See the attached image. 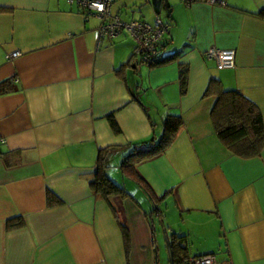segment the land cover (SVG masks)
I'll list each match as a JSON object with an SVG mask.
<instances>
[{
    "label": "crops",
    "instance_id": "0c3cea01",
    "mask_svg": "<svg viewBox=\"0 0 264 264\" xmlns=\"http://www.w3.org/2000/svg\"><path fill=\"white\" fill-rule=\"evenodd\" d=\"M112 11L158 14L161 58L173 57L138 64L129 33L99 36V17L76 1L0 0V264H159L162 227L180 255L264 264V146L228 150L206 93L212 79L240 91L264 124V0H113ZM209 47L233 48L234 67L206 58ZM170 114L182 119L171 143L123 171ZM100 149L105 174L135 181L150 211L125 187L107 199L92 190Z\"/></svg>",
    "mask_w": 264,
    "mask_h": 264
},
{
    "label": "trees",
    "instance_id": "16d2710c",
    "mask_svg": "<svg viewBox=\"0 0 264 264\" xmlns=\"http://www.w3.org/2000/svg\"><path fill=\"white\" fill-rule=\"evenodd\" d=\"M132 57H134L133 54ZM172 57L173 55L167 58H159L150 64H160ZM181 71L183 74V65ZM183 78L184 75L182 76V79ZM211 92H214L216 96L211 108V119L214 131L218 138L226 148L235 155L241 157L259 155L264 146V124L261 111L256 104L236 89L223 88L221 84L218 83L217 79H212L210 81L206 93ZM109 119L112 126L117 129L113 117L110 116ZM162 124L163 131L158 140L152 141L146 146L134 147L129 153L122 157L120 166L123 171L132 170L133 166L139 161L162 152L171 143L175 133L182 124V119L179 115L170 114L163 117ZM102 151L103 149L99 150L98 158L96 160V171L94 177L90 180L92 190L106 199L113 194L127 195L128 192L122 185L118 184L105 174L103 170ZM136 180L140 183L138 178H136ZM141 185L145 186L143 184ZM146 189L148 191L147 187ZM53 196L54 195L49 192L48 201L51 202L54 200L55 198ZM56 201H58V199H56ZM11 221L12 220H10L9 225H19L22 223L20 218H18L16 222ZM122 231L127 245L128 233L125 228H123ZM170 241L174 263L177 264V262L188 255H180L178 248L173 244V238H170Z\"/></svg>",
    "mask_w": 264,
    "mask_h": 264
},
{
    "label": "built area",
    "instance_id": "2783aa9c",
    "mask_svg": "<svg viewBox=\"0 0 264 264\" xmlns=\"http://www.w3.org/2000/svg\"><path fill=\"white\" fill-rule=\"evenodd\" d=\"M76 1L83 7L85 16L95 14L100 19L98 26L99 36H115L121 31H126L135 42L133 56L139 57L140 62L150 64L161 58V51L168 39L169 25L155 16L153 23L141 20H122L112 11L113 0H69ZM216 2L219 0H209ZM87 14V15H86ZM19 50L6 53V60H11L20 55ZM206 58L216 60L218 67L230 68L235 65V50L233 48L209 47L203 52ZM177 264H233L231 259L219 260L214 253L188 255Z\"/></svg>",
    "mask_w": 264,
    "mask_h": 264
},
{
    "label": "rangeland",
    "instance_id": "374dc122",
    "mask_svg": "<svg viewBox=\"0 0 264 264\" xmlns=\"http://www.w3.org/2000/svg\"><path fill=\"white\" fill-rule=\"evenodd\" d=\"M137 9H138V7H137ZM136 12L138 13V10H136ZM154 19L155 18L153 16V19L150 20L149 22L153 23ZM134 60L138 64L146 65L145 63L140 62L139 57H134ZM120 176H122V175L118 171V177H120ZM123 180H125V183H123ZM123 180H121V178H118V180H115V182H117L118 184H120L123 187H125L127 189V191H129V193L131 195H133L141 203L142 206H144L146 211H150L151 206L148 205L149 201L146 200V196H147L146 192L141 187H139L138 184L135 181H133L132 179H130V178L125 176ZM161 205H163L162 208L165 209L164 208L165 207L164 203H162ZM149 215H151V213ZM152 220L155 223L154 225L156 227V230L160 231L161 227L159 225L158 218L155 215H152ZM157 233H158V236H159V239H160L159 245L161 247V257H160V260H159V264H169L167 250L165 249L166 248V243H165V238H164V233H163V227H162V232L160 231V232H157Z\"/></svg>",
    "mask_w": 264,
    "mask_h": 264
},
{
    "label": "water",
    "instance_id": "95a60500",
    "mask_svg": "<svg viewBox=\"0 0 264 264\" xmlns=\"http://www.w3.org/2000/svg\"><path fill=\"white\" fill-rule=\"evenodd\" d=\"M163 233H164V238H165V243H166V249H167L169 264H175L174 263V258H173V251H172L171 241H170V235L167 232V228L166 227H163Z\"/></svg>",
    "mask_w": 264,
    "mask_h": 264
}]
</instances>
